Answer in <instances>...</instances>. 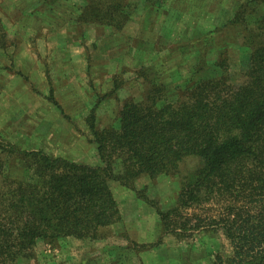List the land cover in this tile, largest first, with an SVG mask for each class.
<instances>
[{"label": "rangeland", "instance_id": "374dc122", "mask_svg": "<svg viewBox=\"0 0 264 264\" xmlns=\"http://www.w3.org/2000/svg\"><path fill=\"white\" fill-rule=\"evenodd\" d=\"M119 1L125 15L111 11L98 20L89 15L90 0H0V172L24 176L18 151L99 163L87 116L95 108L96 126L107 127L126 101L143 100L154 85L175 98L174 89L190 79L192 86L244 80L245 27L264 19V0L101 4ZM9 144L11 153L4 151ZM201 164L191 156L176 174L142 175L131 185L112 181L120 221L97 239L39 241L18 264H214L224 246L219 233L166 234L148 201L174 206L181 177Z\"/></svg>", "mask_w": 264, "mask_h": 264}, {"label": "trees", "instance_id": "16d2710c", "mask_svg": "<svg viewBox=\"0 0 264 264\" xmlns=\"http://www.w3.org/2000/svg\"><path fill=\"white\" fill-rule=\"evenodd\" d=\"M90 6L98 20L127 9L121 1ZM258 23L245 27L249 68L241 83L210 78L192 86L190 79L174 89L175 98L154 85L102 129L94 108L86 121L99 163L18 151L24 176L0 172V264H18L39 241L97 239L121 219L112 181L176 174L191 156L202 164L181 177L176 204L166 209L148 200L164 233L216 232L224 246L214 264H264V19ZM4 151L14 150L9 144Z\"/></svg>", "mask_w": 264, "mask_h": 264}]
</instances>
